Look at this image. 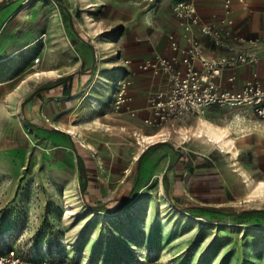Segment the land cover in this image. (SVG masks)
I'll use <instances>...</instances> for the list:
<instances>
[{"label": "rangeland", "instance_id": "374dc122", "mask_svg": "<svg viewBox=\"0 0 264 264\" xmlns=\"http://www.w3.org/2000/svg\"><path fill=\"white\" fill-rule=\"evenodd\" d=\"M1 1L0 81L8 82L0 88V256L15 251L26 263L48 264H264L263 188L247 193L235 183L240 171L232 173L228 155L189 128L183 138L164 130L157 139L163 145L143 148L130 131L116 137L102 131L113 125L115 109L104 100L115 86L116 98L128 57L136 55L127 25L149 21L152 6ZM82 50L89 61L72 71L77 95L60 116L61 130L70 133L28 129L24 115L31 112L21 96L31 87L19 84L41 68L66 67ZM238 119L231 126L246 122L241 114ZM223 177L232 194L220 184ZM182 207L223 211L190 215ZM255 209L262 213L243 215Z\"/></svg>", "mask_w": 264, "mask_h": 264}, {"label": "crops", "instance_id": "0c3cea01", "mask_svg": "<svg viewBox=\"0 0 264 264\" xmlns=\"http://www.w3.org/2000/svg\"><path fill=\"white\" fill-rule=\"evenodd\" d=\"M187 1L197 8L201 23L212 24L223 15V0ZM143 2L144 4L141 5L140 0H132L131 4L134 5L131 6L136 5L137 9L140 6L148 7L151 5L150 11L155 13L150 16L149 21L147 16L144 20L141 19L139 22L127 25L129 26L127 31L133 33L132 35L136 37L133 46L137 49L134 50L136 55L128 57V63L123 68V78L118 84V86L125 85L126 96L130 100L120 110L114 109V113L109 115L113 125H104L103 133H105L106 137H116V135L119 136L118 132L130 131L138 137V146H141L139 140L152 137L153 141L147 144L152 143V146L160 147L159 145L163 144L157 139L164 136V130L168 131V134L178 131L180 138H183L182 129L187 130L189 128L193 130L191 132L193 137L202 139L210 147L218 148L221 153L224 152L226 156L228 155L232 173L235 174L240 171V173L235 175V183L247 193L255 192L258 184L263 183L264 185V122L257 120L252 112L243 108L232 109L215 106L205 109L201 115L188 116L173 125L163 126L161 130L143 125V119L148 116L147 107L151 96L158 92H166L169 87L166 75L161 74L157 67H153L148 63L151 62L152 64L161 56H174L179 59V53L173 54L171 52V42L174 41L183 46L181 32L173 13V6L177 0H143ZM230 7L229 18L235 35L247 40L264 38V0H231ZM200 43H202L206 58H214L223 54L221 50L213 48L205 37H200ZM74 46L78 47V49H83L79 45L74 44ZM85 53L82 50L81 57H78V59L74 57L68 58L67 61L69 62H67L66 67H56L55 69L50 67L41 68L37 72L38 75L40 74L39 76L32 80L31 76H28L29 78L19 84V87L24 85L25 88L31 87L21 96L23 107L27 109V113L31 112L27 116L24 115V119L30 120L28 122L29 125L47 130H57L64 135L68 133V130L66 132L61 130L62 122L60 116L64 112L68 113L71 109L68 105L70 102L72 103V99L77 95L72 71L75 70V66L88 63L89 60ZM259 59L255 66H241L232 72L223 71L215 79L217 86L223 91L233 93L240 90L246 82L255 76L264 88V49L261 51ZM30 65L32 66V63ZM38 66L39 64L33 67ZM194 67L200 71L202 70L198 62L194 64ZM38 79L41 82H37ZM7 82L0 81V88H4ZM115 88L116 86L111 89L110 95L104 100V104L114 105L115 98L112 93ZM233 111L239 112L236 114ZM240 114L243 115V119L246 122L242 123V125L231 126L233 122L239 120ZM191 122H194V125ZM209 131L221 135L220 139L226 141L227 146L231 149L226 150L220 148L217 143L212 144V140L208 135ZM165 142L167 141L163 143ZM110 155L105 152L102 158L104 160L109 159ZM118 156L120 161H123V156L121 157L119 154ZM167 167V170L172 168L171 166ZM246 181H250V184L246 183ZM220 184L228 193H233L231 190L233 188L230 185L232 182H228L227 178H221ZM262 193H264V186Z\"/></svg>", "mask_w": 264, "mask_h": 264}, {"label": "built area", "instance_id": "2783aa9c", "mask_svg": "<svg viewBox=\"0 0 264 264\" xmlns=\"http://www.w3.org/2000/svg\"><path fill=\"white\" fill-rule=\"evenodd\" d=\"M231 0H223V15L212 24L201 23L197 8L187 0H177L173 13L181 32L183 46L171 42L174 56H161L150 64L166 75L169 87L166 92L151 96L143 125L161 130L188 116L201 115L210 107L243 108L253 113L257 120L264 122V88L253 76L238 91L221 90L215 79L227 71H235L241 66H255L264 49L263 39H245L235 35L229 18ZM200 37H205L212 47L223 52L221 56L206 58ZM199 63L201 71L194 67ZM37 66L40 59L32 60ZM130 100L126 87L121 85L115 98V110H120ZM134 116L133 114H131ZM0 264H48L47 262L26 263L15 251L0 256Z\"/></svg>", "mask_w": 264, "mask_h": 264}, {"label": "trees", "instance_id": "16d2710c", "mask_svg": "<svg viewBox=\"0 0 264 264\" xmlns=\"http://www.w3.org/2000/svg\"><path fill=\"white\" fill-rule=\"evenodd\" d=\"M57 5H60V1L59 0H53ZM5 7V3L3 2V1H1L0 2V10L1 9H3ZM27 128L28 129H30V130H32V131H35V130H42L41 128H36V127H34L33 125H27ZM47 131V133H49V134H52V135H64L62 132H59V131H57V130H46ZM149 149L150 148H147L146 149V152L147 151H149ZM146 152L139 158L140 160H141V158L146 154ZM76 161H77V164H78V166H79V168H80V171H81V173H82V175H83V177H85L84 175H85V172H84V167H83V164H82V160H81V158L80 157H78V156H76ZM85 191V183H83L82 182V186H81V192H84ZM83 194V193H82ZM126 203H124V204H120L119 206H118V208H117V211L119 210V209H121L124 205H125ZM93 210H95V211H98V212H101V211H105L104 210V206H94L93 208H92ZM179 211H185V212H187L188 214H190V215H192V213H193V211H195V210H202V211H205V212H207V213H212V214H216V215H218V214H221L222 213V211H223V208H214V207H200V208H195V207H182V208H179L178 209ZM258 213H262V212H259V211H256V210H253V211H251V212H245V213H243V215H247V216H253L254 214H258Z\"/></svg>", "mask_w": 264, "mask_h": 264}, {"label": "bare ground", "instance_id": "6f19581e", "mask_svg": "<svg viewBox=\"0 0 264 264\" xmlns=\"http://www.w3.org/2000/svg\"><path fill=\"white\" fill-rule=\"evenodd\" d=\"M116 54H117V51L114 50L113 51V55H116ZM44 74H46V73H44ZM68 132L70 133V131H68ZM208 135H209V138L212 140V144H216L217 143L220 146V148H223V149H226V150H230L231 149V148H229V146H227V142L226 141H223L222 139H220L221 135L215 134L214 132H211V131L208 132ZM217 140H220V141L217 142ZM139 141L141 143L140 148H143L144 145H146L147 143L153 141V138L152 137L151 138H143V140H139ZM233 155H234V153H233ZM244 178H245V176H244ZM246 183L250 184V181H246ZM260 185H261V188H263V183H260Z\"/></svg>", "mask_w": 264, "mask_h": 264}]
</instances>
